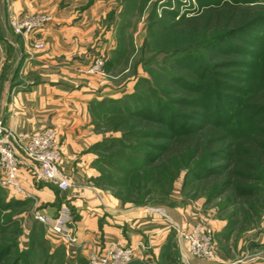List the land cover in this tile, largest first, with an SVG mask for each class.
<instances>
[{
    "label": "trees",
    "instance_id": "obj_1",
    "mask_svg": "<svg viewBox=\"0 0 264 264\" xmlns=\"http://www.w3.org/2000/svg\"><path fill=\"white\" fill-rule=\"evenodd\" d=\"M199 3L191 16L171 11L172 27L189 39L200 34L210 37L200 47L172 48L165 57L170 65L152 62L166 73L162 85L140 78L148 84L145 93L136 89L95 102L91 109L114 120L113 130H124V139L145 140L122 145L132 154L126 160L131 174L158 170L167 178L184 171L209 185L212 197L226 196L234 205H249L264 191V79L257 89L244 85L249 70L260 68L256 62L264 60V0ZM109 140L106 137L94 150L109 149ZM100 162L97 157L96 165ZM28 204L14 196L7 199L0 186V216ZM14 221L0 225V264H54L56 255H62L58 248L45 257H30V263L35 241L28 251L21 250V227L13 229ZM8 233L17 237L2 245Z\"/></svg>",
    "mask_w": 264,
    "mask_h": 264
},
{
    "label": "crops",
    "instance_id": "obj_2",
    "mask_svg": "<svg viewBox=\"0 0 264 264\" xmlns=\"http://www.w3.org/2000/svg\"><path fill=\"white\" fill-rule=\"evenodd\" d=\"M112 9L107 0H0V65L25 70L22 80L15 78V71L4 77L0 120L18 133L57 129L62 170L71 183L62 192L44 183L36 185L28 172H21L23 186L41 200L39 207L28 200L32 208L24 215L25 230L34 232L43 226L51 247L66 255L67 264H89L92 253L112 243L136 248L137 259L131 264H167L181 256L176 228L188 230L203 222L202 212L195 205L162 208L168 220L149 207L125 204L113 191L96 184L100 172L93 148L103 135L96 131L92 105L131 92L127 84L118 85L108 74L85 71L102 48L109 50L115 44L103 23ZM14 13L53 16L37 35L46 40L43 51H33L30 43L12 32L8 18ZM65 202L74 211L78 245H64L34 218L36 210L56 214ZM182 252L190 264H234L221 251L214 260L195 257L186 244ZM242 264H264V257Z\"/></svg>",
    "mask_w": 264,
    "mask_h": 264
},
{
    "label": "rangeland",
    "instance_id": "obj_3",
    "mask_svg": "<svg viewBox=\"0 0 264 264\" xmlns=\"http://www.w3.org/2000/svg\"><path fill=\"white\" fill-rule=\"evenodd\" d=\"M107 1H111L113 9L108 13L106 19H103L105 20L103 23L107 26L106 30L112 33L111 37L113 36L112 40L115 41V44L111 45L109 50L107 49L108 46L105 51L102 48L96 55L107 53L103 67L104 73L110 75L111 79L113 78L118 85L127 84L131 88L130 93L135 92L136 89L145 93L148 84L142 82L140 78L143 77L150 80L155 79L159 86L162 85L160 83L166 79V73L153 67L151 63L170 65L166 62L167 58L165 57L172 48L188 44L200 47L204 40L210 37L209 34H200L189 39L180 35L177 30L175 31L176 28L173 29L172 27L173 18L170 12L178 10L181 16L194 15L198 11L199 0ZM205 1L209 2L210 0ZM24 14L14 13L10 14L8 18V24L12 32L20 37L22 36L17 34L10 25V16ZM38 14L47 13H34L33 15ZM112 46L115 47L112 48ZM30 48L33 51H38L33 49L31 43ZM116 52L117 54H115ZM201 53L206 57L209 56L207 51ZM262 59L256 62L260 68L249 70L248 80L245 78L246 84L244 85H247L251 90L257 89L263 81L262 79H264V68H262L264 60ZM11 68L0 65V109L2 108V96L5 89L4 77L12 75V72L15 71V68ZM21 69H23V72L25 71L23 67L19 71L17 69L14 73L15 78H24L25 74H21ZM151 69L152 72L149 73ZM92 118L96 125V131L103 135V140L106 137L111 140L106 143L107 146H110L109 149L102 146L95 150L93 148L94 153L101 161L96 165L100 172L99 178L96 179L98 186L122 196L125 204L133 206L162 209L195 205L203 215V222L199 224L206 225L213 233L216 253L217 251L223 252L230 263L234 264L248 263L253 258L264 257V191L252 199L249 205H234L226 196L212 197L209 185L206 186L202 184V181L185 175L184 171L175 177H173L174 175H168L167 178H164L158 170L131 174V168L126 160L131 158L132 154L122 145L126 143L141 144V141L145 140L131 141L128 138L124 139V130L114 131L113 123L115 121L104 116L100 111L92 113ZM124 129H128L127 125ZM115 138L122 139L112 141ZM4 190L7 199L13 198L10 191ZM30 208L32 207L28 204L26 208L16 207L12 209L4 215L5 217L1 214L0 225H7L16 219L18 224L14 221L13 229L21 227V233L18 236L21 250L28 251L30 245L35 241L32 254L29 255V260L27 259L32 263L33 260L30 257L32 259L45 257V255H51L50 253L54 250L49 243L43 226H38L39 228L34 230V238L33 230L28 231V228L25 230L24 215ZM5 218L9 220H5ZM15 237L17 236L8 233L6 238H2L1 244L3 245L5 241ZM65 257L66 255H56L54 264H67Z\"/></svg>",
    "mask_w": 264,
    "mask_h": 264
},
{
    "label": "built area",
    "instance_id": "obj_4",
    "mask_svg": "<svg viewBox=\"0 0 264 264\" xmlns=\"http://www.w3.org/2000/svg\"><path fill=\"white\" fill-rule=\"evenodd\" d=\"M53 19L50 14L12 15L10 25L17 34L31 43L34 50L43 51L46 47L45 39L37 35H41ZM104 64L105 54L99 53L85 71L89 75H105ZM23 73L21 69V74ZM62 160L57 129L48 127L18 133L0 121V186L10 191L14 197L30 200L37 207L41 205L40 198L23 186L19 178L22 171L28 172L36 185L44 183L59 191H67L71 183L62 170ZM151 210L171 220L164 209L152 208ZM34 218L46 227L53 238L64 245H78L74 211L67 202L63 203L54 215L36 210ZM171 226L175 227V224ZM176 231L178 233L177 247L181 251V256L177 261L167 264H190L186 254L182 252L185 244L195 257L216 259L213 233L206 225L197 224L188 230L177 227ZM136 259L135 247L112 243L101 251L92 253L89 264H131Z\"/></svg>",
    "mask_w": 264,
    "mask_h": 264
}]
</instances>
